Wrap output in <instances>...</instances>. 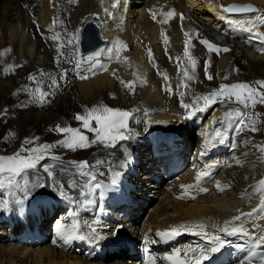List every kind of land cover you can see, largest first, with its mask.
Returning <instances> with one entry per match:
<instances>
[{
    "label": "bare ground",
    "instance_id": "bare-ground-1",
    "mask_svg": "<svg viewBox=\"0 0 264 264\" xmlns=\"http://www.w3.org/2000/svg\"><path fill=\"white\" fill-rule=\"evenodd\" d=\"M130 1L131 0H76L75 3H71L69 2V0H0V78H2L0 82L5 86V89H2L0 93V102L3 101V94H8L10 90L12 91L15 87L17 88V90H21L22 88L30 89V86H35L36 89L39 88L43 92H47L46 90L51 91L52 87L50 81L46 78H42L40 76V72L38 71V68L42 67L44 72L51 73L57 78L60 86L54 91V96L57 95V93L63 91L64 99L61 105H66V107L68 106L67 116H70L71 114H75V112L69 110V96H75L77 94L81 97L82 102L94 101L99 98L102 102V105L107 106L109 105L106 102L108 98H116V95L113 91L115 90L116 85L121 82L120 79L117 78L118 73L122 72L123 76H134V73H131L132 70H134L135 74L139 76L138 86L140 90V97H138V95L136 94L137 90H134V86L133 90H130L128 88V91L130 92L129 94L131 96L133 95L131 92L134 93V95L132 96L133 98L138 100L139 98H142L144 101L143 108L135 109L134 116H136L137 119L141 120V117H143V112L145 110L149 112L150 110H156V112L151 115V117L147 116L148 119H146L144 122V129L139 128L141 122L136 123L134 120L129 121V127L135 131L136 135H143L142 138L144 139V141L140 142L138 146L139 148H142L141 153H143V156H139L137 160V170L134 171L135 165L133 162V158H137L138 155L133 156V152L127 151L128 147H126L125 145L119 146L122 142L125 141H120L116 144V146L118 147V151H114L113 157L107 156L110 160H120V158H124L125 156V159H127V161H125L124 163H128V165L120 170L122 171L121 173L124 172L127 176L130 177L132 175H130V173L134 171L136 176L139 177L136 178V176H132L131 178L126 177L121 180L123 176L120 175V177L118 178L116 190L112 192H106L104 198L100 199L99 203L96 206H92L93 209L97 208L96 217L100 225H97L98 223L96 224V235L99 237V239L93 240L95 242L94 246L88 244L89 241L85 240L84 245L86 247L87 254L92 255V253H95L94 250L97 245L105 249H113L114 247H117L122 249V252L120 254H117V257L120 256V258L112 260L109 264H130L129 261L126 260V256L129 254L128 251H133L135 254V241L158 239L160 237L157 235V233L161 231H168L171 227L179 226L181 224H186L190 227L197 224H203L205 231H207L210 235L220 236V238L224 241V246L220 249L219 252L212 253L209 256V259L205 261L206 264H211V262L212 264H223L224 262H226L225 264H230L231 260L235 259L234 255L236 254V252L233 254V257H229L227 252H225L226 250H231L229 249V246L234 247L235 249H241L242 246H244V249L246 250L250 249L251 245L248 243V237H245L240 233L230 235L228 233L220 231V229L225 225L227 221L232 220L233 217L240 215L241 213H249L252 209L251 207L256 208L258 206L259 208L261 199L262 197H264L263 193L260 199L256 200L258 199V193L262 190L258 188L256 184H252L253 193L251 194V197L246 199H243V197L239 199V196L235 195L237 194L236 192L228 195L225 193V176L226 179L229 180V178L232 179L233 176L236 175V173H230L229 170L224 169V175L222 176L221 170L223 168L222 165H225L226 163L225 157L232 145L231 137L235 132L237 119L236 123L234 124L233 122L232 125V122H229L225 118V111L223 109L222 110L224 112L219 110V113H213L214 116L210 120H208L204 116V112H196V115L192 116L191 118H188V115H185L184 117L182 116L183 118L178 115H174L169 118L161 113L160 110L164 108L165 105L163 104L165 101L161 99V93L158 86L156 85V77H154V75L150 73L149 62H155L156 59L154 60V58L157 56L163 59H161L162 62L160 64L164 67L165 65L168 66V64H171L169 62L170 59L164 56V52L160 50V47H156L154 49L152 57L150 58L149 52H146L149 50H146L144 46L148 43L149 40L155 42L159 37H162L164 35L162 26L167 25L166 33H169L168 41L171 42V47L175 55L178 48L177 42L180 41L179 38L181 37V32L178 29H180L181 23L183 24V20L181 21L180 16L181 14H184V19L190 18L191 13L189 11L190 9L188 8L192 6V1L186 0V4H182V0H171L172 6H169L170 9L168 13H174L173 16H168L167 11H165L164 13L158 12L156 8H152V10H150L151 8H149V5H146V7L144 6L145 8L140 9L139 14H137L139 15V17L135 22L131 21L132 13H129ZM153 1L157 4L161 3L160 0ZM198 1H200L198 2L200 3L199 5H202L200 9L202 8L203 10L204 8H208L209 12L213 15L212 18L208 17L209 15L206 16L203 21L215 23L213 25V28L215 27L216 29L221 27H226V30L231 29V33H233L236 39H244V41H247V39L240 36L242 34V28L249 26L251 23H255L257 26L255 17L262 16V10L264 11V0ZM135 2L138 1L135 0ZM238 2L240 4L250 3L257 8V11L250 15H228L220 8L228 5L229 3ZM114 4L116 5V7H113ZM94 12L97 13L101 18V31L103 37L110 39V45L108 44L106 45L107 47L104 46L103 48H101L106 51L99 57V59L101 60L100 63L107 66L106 70L97 69L94 72H89L87 73L88 78L81 80L79 78H75L76 75L72 73L71 69L73 65H62V67L68 68L69 72L67 79H60L59 69L56 67L54 60V58L56 57V44L51 39H49V37L59 32L63 41L70 39V34H73L77 29H80L83 22L89 19L90 15ZM154 15L156 17L155 20L153 19ZM54 20L56 21L55 25L53 24ZM195 20H197V18H195ZM230 21H237L241 26L237 27L236 25L230 23ZM37 23L39 25V28H37ZM185 26L187 25L185 24ZM169 27L175 28L174 30H172V28L169 29ZM257 27L259 32L264 34V25H260ZM260 30H262L263 32H261ZM198 31L200 34L203 33L201 29L198 28H196L194 32L198 33ZM25 33L28 35L27 38L22 37V35ZM65 33H67V35H65ZM192 33L193 32H191V34ZM247 33L248 31H245L244 34ZM184 34L185 32H183V35ZM206 35L211 37V39L214 40V43H219L220 41H222V39H220V37L211 29L207 30ZM247 35L248 37H250L254 34L248 33ZM203 37L206 38L205 34L203 35ZM197 38L199 39L200 36H198ZM188 40H191L190 42H192V38ZM251 40L252 39L248 41L250 42ZM113 44L116 46V48H119V58L109 60L107 50L111 49V45ZM120 45H123L124 47L121 48ZM200 45L201 47H203L202 44ZM251 45V43L250 45H248L246 52H250V59H255L254 61L256 62H254V64L245 63L241 54H238L239 58H236L238 59L237 63L234 62V64L236 65L233 66V71L243 70L244 72H246L250 70L251 72L255 73L264 69V63H262V61L264 62V53L259 51V47H257L256 45H254V47H252L253 45ZM218 47L222 49L226 46H224L223 44H219ZM115 51L116 49L114 48V54ZM21 53L26 55V59L30 61L28 63L30 65V68H28L29 65L27 67H24L21 64ZM220 53L225 54L227 52L221 51ZM206 55L208 57L214 55L213 57H215L214 53H207ZM39 56H43L41 64L36 63V61L39 60ZM165 57L167 59L164 60ZM226 61L227 60L225 56H221L218 60L214 61L216 62V71L221 72L220 75L223 74L224 70L227 68ZM90 66L92 65H85V68H88ZM21 67V74H17L16 77H13L15 74L14 70H17V68ZM175 71V69L167 71V74L174 77L176 76ZM30 76L36 77L35 82H29L27 80ZM18 77H22L23 79L21 80V82L23 83L22 87L19 86L20 81L18 80ZM123 80L125 86L128 84H132L131 81H134L130 78H125ZM65 83H72L70 89L66 90L65 88H60ZM36 89L32 90V92L37 93ZM17 90H15L14 92H16ZM74 90L76 94L73 93ZM21 94H23L24 97L27 98H25V101L23 100L24 102H22L21 99L22 95L17 96V102L15 101L16 103H13V101L11 103L10 97L8 99H5L9 103H11V105L7 104L8 106L5 104L6 107H9L10 109L14 107L13 111L15 116L17 117H15V121L12 122L15 123L20 131H25L27 130L26 128L33 127V125H36L37 127V125L47 122V120L49 121V119L52 120V117L49 113L51 108L53 107V109L55 110L57 109V106L61 108L60 104L57 103L52 107L49 105V101L54 96H51L50 98L48 96L46 103L40 104L34 102L33 100L32 102H27V100L31 99L27 92L24 91V93ZM35 96L38 97L39 94H35ZM179 102L181 103V100H179ZM22 103L26 105L23 108L20 107ZM230 103L231 102H227V104ZM49 106L51 108H49ZM9 108H7V110ZM122 109L129 111L130 107L126 108L125 106ZM173 109L174 107L168 108V110ZM64 112L65 116L66 111ZM217 116H219L218 119ZM199 119H201L202 121L204 120V124L199 126L201 127L200 130L199 128L196 130L195 123ZM189 124H191L193 127H190ZM219 126H221V128H219ZM211 128L213 130L212 136L210 131ZM79 130L81 132H84L82 134L86 135L89 140L94 139V134L89 137L88 133H85L84 129H81L79 127ZM199 131H201V133L198 135L199 142L197 139H194L196 140V149L193 150L194 157L190 158L192 164L191 168H189L187 171L185 170L186 173L184 175H181L183 173L182 172L180 174V177L178 175V178L174 179L177 176V169L175 167L176 163L178 162V160H180V157H182L181 155H184L185 149L182 150L180 155H178V153L182 147H187V144L184 145L180 143L183 140V136L191 137L194 136L195 133L197 135ZM166 132H171L173 133V136H175V138H171L167 143L165 142L167 140L158 139ZM215 137L217 138L216 140ZM133 138H131L130 140H126V142H132L131 140ZM227 138H230V142L227 141ZM172 140L175 141L172 142ZM191 141L192 143L190 144H193V140ZM46 143L49 144L48 142H44V144ZM167 145L175 146V148L172 149V154H174V156L171 162L165 163L166 167L163 169L164 165L161 164V158L164 157H160L159 154H165L167 152V149L162 148L163 146ZM176 146L178 148H176ZM128 153H130V158L126 156V154ZM139 159H141V161H144V164L143 162L139 163ZM141 163L142 167H140L139 169ZM209 165H211V168L208 167ZM168 166L169 171L166 172L165 178L163 171H165ZM221 166L222 168H219ZM105 170L109 171V169H106V167ZM204 171H208L209 175L202 177L201 181L198 183L196 180V176ZM220 172L221 174L217 176V173ZM135 178L136 181L134 183L133 181ZM97 179L100 183L106 182L105 178H103L104 180H101L100 178ZM128 180H133V186L131 188H134L135 191H129L130 187H127V185L129 184L127 182ZM176 182L178 183L176 184ZM210 182H213V184H209ZM134 184H137L138 186H134ZM217 184L220 188L224 189V191H219L217 188ZM184 186L190 187L185 188ZM210 186H212L214 192H210ZM199 188L207 189V191H200ZM145 191L147 193H154V195H157V197L161 195V200H159V203L153 208L152 214L149 215V217L148 215L145 216L143 224L141 225L140 218L142 219V217L140 213L143 211V209H145V207L148 206L147 203L152 201L147 198V200H144L146 204H141V199L145 197ZM78 194L79 193H74L73 195L76 197ZM129 196H131L130 199H128ZM190 197H194V199ZM32 199L33 200L27 204L16 206L23 210V206H29L25 210H30V212H23L22 210H20V214H16L13 212L14 210H19L16 207L14 209L6 210L5 214L3 215L4 217H0V230L8 227L9 240L10 237L14 236L16 238V240L14 241L18 244L27 242L30 246H37L39 243L42 245L43 241L50 239V235L48 237L47 233H52L54 230H56V228L54 227L52 231H49L51 227L50 218L53 216V213H55L57 209H60L61 213H59V216H56V218H59L61 221L64 219H66L67 221V215L64 213L65 209H68L69 212H72L74 210L69 199H65V201H67L69 204L65 203V201L63 200L62 202L64 203H60V206H58L53 212H51L52 208L49 207L51 205L48 204L47 206L44 198ZM82 199L83 198L80 199V203ZM88 208H91V206H89ZM101 208L103 209V211L99 212ZM111 208L119 209V211L121 212L120 217H122V220L118 222L116 220V217L114 219L109 218L108 222L110 224L105 225L106 220H104L103 218L107 217L106 213H109ZM77 219L78 221H80L81 219V224H83L81 216H77ZM71 223L72 222L68 224ZM1 224H4V226L2 227ZM238 224L239 222H237V225ZM254 224H258L261 227H264V217H259L254 222L246 220L244 223V226L249 230L250 233H252L253 235H257L259 233V229L255 228ZM105 228H108V230ZM130 229H133L132 233L127 232ZM83 230L84 232L87 231L86 228H84ZM122 234H124V236H122ZM55 236L56 232L54 238ZM181 236L182 237L179 240V249L181 250H186L187 247H191L194 249L211 247V244L209 242L206 243L201 240V237H203L202 235L185 233ZM29 237H31L32 239H29ZM124 237H127V239H123ZM245 240L247 241V245L244 244ZM1 241L3 240H1L0 235V242ZM53 241L54 240L51 241V244L53 243ZM33 242L34 245L32 244ZM73 242L83 244L82 240H75ZM10 244L11 245L7 246L0 245V263L2 261H6V264H43V258L45 257L47 258V264L53 263L57 258L64 264H71V262L79 264L80 262V260L75 257H72L71 261L69 260V254H71V252L69 254L67 253L68 255H64L63 251L57 253L53 251V249L46 250L45 247L36 249L35 255L29 257L30 255H27L28 250L26 245L22 247V245L18 246L12 243ZM69 244H72V242ZM197 244L199 245L196 246ZM171 248L178 250V248H175L174 246H172ZM261 248H263L262 245ZM66 249L68 248H65L64 250ZM245 250H243L242 252L243 255L249 252V250ZM67 251H69V249ZM162 252H160V256L162 255ZM152 253L154 256V249ZM164 253H167V251H165ZM91 262L94 263L96 262V260L92 259Z\"/></svg>",
    "mask_w": 264,
    "mask_h": 264
},
{
    "label": "rangeland",
    "instance_id": "rangeland-1",
    "mask_svg": "<svg viewBox=\"0 0 264 264\" xmlns=\"http://www.w3.org/2000/svg\"><path fill=\"white\" fill-rule=\"evenodd\" d=\"M136 1H138V2H135V0H131L129 2V6H130L129 7V13H132V18H131L132 22H135L138 19L139 15H137V14H139L140 9L145 8L146 5H149V8H151L150 10H152V8L153 9L156 8V10L158 12H162V13H164L165 11H167V13H168V11L170 9L169 6H172L171 0H160L161 3H158V4L155 3L153 0H136ZM188 1H192V6L188 8V9H190L189 11L191 13L190 14L191 16H190V18L183 19V24L181 23L180 29H178L181 32V37L179 38L180 41L177 42L178 48L176 50L177 52L175 53V55H174L172 47H171L172 44L170 41H168L169 33H166L167 25L162 26V29L164 31V35L162 37H159L155 42H152L149 40L148 43L144 46L146 50H151L152 53L156 47H160L161 48L160 50L162 52H164V56H166L170 59L169 62L171 64H168V66L165 65L164 67L160 64L162 62L161 61L162 58H159L157 56L154 58V60L156 59L155 62H149L150 73L152 75H154V77H156V82H157L156 85L158 86L159 91L161 93V99H163L165 101L163 104L165 106L160 111L163 115H165L169 118L174 116V115H176V116L178 115L180 117H182V116L184 117L185 115H187V112L185 111V109H183L181 107V103L179 102V100H181V97L179 94L180 92L184 93V96H183L184 102H186L188 104H192L196 96L207 95L212 90L218 89L221 85H231V84H236V83H248V84L252 85L253 87H257V81H264V69L260 70L258 72H255V73L251 72L250 70L244 72L243 70L233 71V69H232L233 66L236 65V64H234V62L237 63V61H238V59H236V58H239L238 54H241L245 63L254 64V62H256V61H254L255 59H250L251 53L246 52V49L248 48V45H250V43L253 45V46L251 45L252 47H254V45H256L257 47H259V49L264 47V45H262L255 37H253L256 35V33L254 31L251 33L248 32L249 34H254V35L248 37V35H247L248 33L244 34L246 31L245 29L248 26L243 27L242 32H241L242 34L240 36L242 38L247 39V41L246 40L244 41V39H236V37L233 35V33H231V29L226 30V27H221L218 29H216L214 27L215 28L214 29L213 25L215 23L203 21L204 18L208 15H209L208 17H210V18L213 17V15L209 12V9L208 8L207 9L204 8L203 10H202V8L200 9V7L202 5L201 6L199 5L200 3H198V2H200V1H198V0L197 1L188 0ZM130 3H131V5H130ZM184 3L186 4V0H185V2H184V0H182V4H184ZM60 9H61V7H60ZM248 15H250V14H248ZM261 15L264 16L263 10H262ZM183 16H184V14H183ZM194 17L197 18V20H195ZM188 21H189V23H188ZM176 24H175V26H176ZM185 24L187 26H185ZM202 25H204V26H202ZM257 26H260L258 21H257ZM171 28H172V30H174L175 27L174 28L169 27V29H171ZM196 28L201 29V31L205 34L206 38L203 37V35H204L203 33L200 34L199 31H198V33L194 32L196 30ZM208 29H211L215 34H217L220 37V39H222V41H220L219 43L218 42L214 43V40H212L211 37L206 35V32ZM260 31L263 32L262 30H260ZM183 32L188 33V35L187 36L185 34L183 35ZM191 32H193V33L191 34ZM70 35L72 36V33ZM27 36L28 35L26 33L22 35V37H24V38H27ZM198 36H200L199 39L197 38ZM190 38H192V42H190L191 40H188ZM249 38L252 39L250 42L248 41V40H250ZM205 39H207L209 42L215 44L216 46H218L219 44H221V45L223 44L224 46L229 48L230 51H228L225 54L224 53L217 54L215 52H209L207 50L206 46L202 44L203 47H201V45H200L201 43L199 42V41L205 40ZM107 40H108V43H107V45H108L110 42V39H107ZM186 43H190V45H191V47L189 48L190 56L196 60L197 64H196V71H195V79L193 81H187V87H181V81L183 80L182 71L185 68H187V70H189V72L191 74V66H190L189 58L184 56V47H185ZM25 44H26V40H25ZM113 45H111L112 47L111 46L110 47H111V49L114 50ZM105 47H107V46H105ZM201 50H202V52H201ZM22 51H23V49H22ZM146 52L148 53L149 51H146ZM207 53H209V54L214 53L215 57H213L214 55H211V57H208L206 55ZM172 55H173V57H172ZM221 56L226 57L227 68L224 70L223 74L220 75L221 72L216 71V67H215L216 62H214V61L218 60ZM166 57L164 58V60L167 59ZM256 58H259V57H256ZM20 59H21L20 62L24 67H27L29 65L28 63L30 61L26 59V55H24L23 53H21ZM42 60H43V56H39V60L36 61V63L41 64ZM54 60H55V58H54ZM208 60H210L211 62ZM100 62H101V60L99 59V63ZM262 63H264V62L262 61ZM94 64H95V62L93 63V65ZM206 64H209L208 74L213 76V79L211 81H209L205 78V65ZM22 67L17 68V70H14L15 74L13 77H16L17 74H21ZM229 67H231V68H229ZM28 68H30V65L28 66ZM40 68H42V67L38 68L39 72H41V70H43V68L42 69H40ZM173 68L176 70L175 71L176 76H174V77L167 74V71L174 70ZM121 69H123V68H121ZM131 73H134V76H132V75L131 76H126V75L123 76L122 72H119L117 75V78L120 79V81H122L125 78L126 79L127 78L133 79L134 81H131V83L134 86V90H137L136 94L138 95V97H140V92H139L140 90H139V86H138V82H139L138 77L139 76H137V74H135L134 70H132ZM22 77H18L19 78L18 80L20 81V83H19L20 87L23 86V83L21 82V80H23ZM134 77H136V78H134ZM224 77H227V79H224ZM75 78H77V77H75ZM1 80H2V78H0V81ZM27 80L29 82H35V80H33V81L30 79H27ZM123 82H124V80H123ZM71 84L72 83H65L60 88H65L66 90L70 89ZM165 84H168L171 86V93H169L168 91L165 90ZM33 88L36 89L35 86H30L31 91L34 90ZM2 89H5V86H4V84H1V82H0V93H1ZM15 90H17L16 87L12 91L10 90V92L8 94H3V101L0 102V155H11V154H13L14 151L19 149V147L21 146V144L23 143V141L26 138H29V139L38 138L35 140L34 144L30 145L29 147H35L38 145H43L44 142H48L49 144L57 145V147H55L52 150V155H54L56 157H60L59 163H62L64 165H67L69 161H77V162L88 161L89 164H95L97 160L106 161V163L101 164L97 169L98 172H104L105 174L102 176L98 175L97 178H100L101 180H104L103 178H105L106 182H103L102 184H110L109 181L111 182L112 175H111L110 171L105 170V167H106V169H109L110 164L118 165L120 163H124L125 161H127V159H125V156H124V158H120V160L119 159H117V160L108 159L107 156L113 157L114 151L115 150L118 151L117 146L112 147V148H106L101 144H92V147L89 146L88 148L83 149V150L77 149L75 151H72V150H69L66 148H62L58 145V142L60 140L61 141L64 140L68 134H66V133L57 134L58 132H56L54 130L56 128V126L71 127L74 129H79V127H80L81 129H83V127L81 126L82 123L75 119L76 114L83 115L86 108L91 109L93 107L101 105L102 102L99 98H97L94 101L82 102L81 97L79 95H77L75 90H74L73 93H75L76 95L75 96H73V95L69 96L68 99L70 101V109L69 110L75 112V114H71L70 116H67L68 115V113H67L68 112V109H67L68 106L66 107V105L65 106L61 105V103L64 99L63 91H61L62 93L61 92L57 93V95H55V96L51 95L54 97L51 98V100H50L52 103L49 101V105L52 107V106H54V104L57 103V104H60V106H61V108L57 106L56 110L53 109V107L51 108L49 106V108H51V110L49 109L50 110L49 113L52 117V120L49 119V121L47 120V122L40 123L39 125H37V127H36V125H33V127L26 128L27 130H25V131H20L19 128L15 125V123H13L15 121V117H17V116H15L14 111H13L14 107L11 109L9 107H6L7 104L11 105L12 101H13V103H16L18 95H20V96L22 95L21 96L22 102H24L27 99L26 97H24L23 94H21V93H24V91L17 90L16 92H14ZM52 90L53 89H51V91ZM46 91L49 92L50 90L49 91L46 90ZM113 92L115 93L116 98H114V99L108 98V100H106V102L110 105V106L107 105L108 107L113 108V109L123 110L122 108L126 106V108L130 107L129 111H132L133 113H134L135 109L143 108V104H144L143 99L139 98V100H138V99L133 98L132 96L134 95V93L131 92L133 94L131 96L129 94L130 92L128 91V87H126L124 85V83L120 82L119 84H117L116 88ZM2 93H4V92H2ZM34 94L37 95L39 93L37 92ZM51 96H49V98ZM9 97L11 99V103H9L7 100H5V99H8ZM30 98L31 99L27 100V102H30V101L32 102L33 99H32V97H30ZM51 104H53V105H51ZM201 104H202V101H201ZM232 105H234V106H232ZM169 107H174V109L168 110ZM7 108H9V109H8L7 113L5 114L4 110ZM227 109H229L233 113H235L237 110H239L241 112H245L246 116H250V117H252L253 120H256V127L258 130L256 132H253L251 130V127H248L244 131H238V129L241 127V124L237 120V125L235 126V132L233 133V135L231 137V144L232 145H231V148L229 149L228 154L225 157L226 163H225V165H222L223 168H222V166L219 167V168H222V170L219 169L222 172V176L224 175V169L229 170L230 173H236V175L233 176L232 179L229 178V180H227L226 176H225V184H224L225 193L228 195V194H233L234 192H236L237 194H235V195H238L239 199L242 197H243V199H246V198L251 197V194L253 193L252 184H254V185L256 184L258 186V188L262 189L257 195L258 199H256V200H259L260 197L264 193V186H260V184H259V182L261 180H264V152L259 151L258 149L254 148L253 146L254 145H264V105L257 104V106L254 109H252V108L244 109L240 104H238L234 100L231 101L230 104L226 103V105L217 102V103L213 104L212 106H210L206 111H204V116L208 120H210L214 116V114L219 113V110L226 114L227 112H229V110H227ZM64 111H66L65 116H64V113H65ZM247 111H248V113H247ZM155 112H156V110H150L148 117H151V115H153ZM197 112H199V111H197ZM222 112H220V113H222ZM148 117L147 118L144 116L141 117V120H140L141 124L139 125V128L144 129V122L146 119H148ZM218 118H219V116H217V119ZM233 120L234 121H232V125H233V122H234V124L236 123L235 116L233 117ZM153 121H155V120H153ZM201 121H202L201 119L196 121L195 126H196V124L197 125L199 124L198 127L195 128L196 130L198 128L200 130L201 127H199V126L204 124V120L202 121V123H201ZM10 123L11 124L13 123L14 125L13 124L11 125ZM90 123H91L92 127H96L95 121H91ZM247 123L250 124L251 121H247ZM23 126H24V124H23ZM189 126L193 127L191 124H189ZM219 128H221V126H219ZM161 131H163V130H161ZM210 131H211V136H212V131H213L212 128ZM82 133H84V132H82ZM85 133H88L89 137L93 134V133L88 132L87 130H85ZM200 133H201V131H199V133L197 135L195 133L194 136H191V137H188V136L184 137L183 136V140L180 143L184 144V145H186L188 143L190 144V143H192L191 140H193V143L194 142L196 143V140H194V139H197L199 142L198 135ZM227 135H228V133H227ZM229 136H230V134H229ZM142 137H143V135L137 134L134 136V138L136 140L133 138L131 140L132 142H130V141L126 142L125 141L119 145V146L125 145L126 147H128L127 151L133 152V154H134L133 156L138 155L137 158H133V162L135 165L134 171L137 170L136 169V163H137L139 156H143V153H141L142 148L138 147L140 142L144 141V139ZM171 138H175V136H173V133L166 132V133H164V135H161L158 139L159 140H161V139L167 140V141H165L167 143ZM216 139L217 138L215 137V140ZM229 139L227 141H229ZM174 141L175 140H172V142H174ZM188 141H190V142H188ZM129 155H130V153L126 154L127 157H129ZM138 162L139 163L143 162V164H144V161H141V159H139ZM41 163L42 164H55L56 162L52 161L50 158H46ZM125 164L128 165V163H125ZM140 167H142V163L140 164L139 169H140ZM117 169H119V170H117ZM121 169L122 168H115L116 171H120ZM54 171H55V174L59 176V168L58 167L54 168ZM134 171H132L130 173V175L132 174L130 177L127 176L124 172L121 173L122 171H120L121 175L123 176V178L121 180H123L126 177L131 178L132 176H136ZM186 171H184L181 175H184L186 173ZM221 172L217 173V176H219L221 174ZM39 175H40L41 179L43 180V182L48 186L43 188V189H36V191L34 190L33 195L29 199H27L24 202V204H27L30 201H32L33 200L32 198H44L45 199L44 201L47 204V206H48V204L51 205L49 207L52 208L51 212H53L56 210V208L58 206H60V203H64L62 201L63 200L65 201V199L58 197L59 194L57 192L53 191V189L50 186L51 180L47 177V174L45 172H43V170L40 171ZM30 176H31V174H30ZM138 177L139 176H136V178H138ZM179 177H180V175H179ZM70 178L71 177H69L67 175L60 177L61 182L65 183L66 192H68L70 197H73L76 199L75 205H73L72 200L69 199L72 203L73 210L78 211V213H79L78 217L81 216L83 221L87 220L91 223L93 221V219L97 220V217H96L97 216V208L93 209L92 206H96L100 201L99 191H97L96 195L91 197V199L94 201L93 204L90 205L91 208H88L89 206L86 208H84V207L81 208L80 207V199L82 197H80L79 194L76 197L73 195L74 193H79V190H71V189H68V187H67V182ZM136 178L134 179V181L132 180L134 183L136 181ZM177 178H178V176L175 179H177ZM17 179H18V181L22 182V178H17ZM132 181L128 180L129 184L127 185V187H130V189H129L130 192L135 191L134 188L133 189L131 188L133 186ZM177 183L178 182H176V184ZM209 184H213V182H210ZM135 185L138 186L137 184H134V186ZM209 189H210V192L211 191L214 192L212 189V186H210ZM247 191H248V193H247ZM41 192L44 193L43 196H47V197L40 196L39 194ZM18 195H22V194L18 193ZM38 196H40V197H38ZM130 197L131 196H129L128 199H130ZM4 198H6V197H4L3 193H0V200H2ZM147 198L150 201L151 200L152 201L147 203V205H148V206L146 205L147 207L144 206L145 209H143L142 214H141L142 219L140 218L141 225L143 224L145 216L148 215V217H149V215L152 214L153 208L159 203V200H161V195L157 197V195H154V193H147L146 192L145 197H143L141 199V202H142L141 204H143V205L146 204L144 202V200H147ZM8 199L11 200L10 197H8ZM66 200H68V199H66ZM65 203H68V202L65 201ZM16 206H19V205L15 204V203H10L8 208L0 209V217H2L5 214L6 210L14 209ZM28 207L29 206H23L24 210L20 209L19 207H16L19 210L18 211L14 210L13 212L16 214H20V212H19L20 210H22L23 212H30V210H25ZM251 208L252 209L250 210L249 213H251L253 211V209H258V206L256 208H253V207H251ZM99 212H100V210H99ZM59 213H61L60 209H57L55 211V213H53V216L50 218L51 219V227H50L49 231H52V229L55 227L57 222L64 223L67 225H71V224H68V223L72 222V217L69 216V214H68V213H70L69 210L68 209L64 210V213L67 215V221H66V219L61 221L59 218H56V216H59ZM120 213L121 212L119 211V209L111 208L110 212L106 213L107 217L103 218L104 220H106L105 225L110 224L108 222L109 218L114 219L116 217V220L118 222L120 220H122V217H120L121 216ZM51 215H52V213H51ZM80 222H81V219H80ZM97 225H100V223H98ZM1 226L3 227L4 224L3 225L1 224ZM95 227H96V225H95ZM105 229L108 230V228H105ZM86 230H85L86 232L90 231L87 228H86ZM0 232H1L0 233L1 240H3L0 242V245L7 246V245H11L10 243H12L14 245H18V246L22 245V247H24L26 245L27 250H28L27 255L28 256L30 255L29 257L35 255L36 249H40V248L45 247L46 250L53 249V251H55L57 253H59L60 251L61 252L63 251L64 255H68L71 252V254H69L70 259L69 258L68 259L71 261V258L75 257L78 260H80L79 264H109L112 260L120 258V256L117 257V254H120L122 252L121 248L114 247L113 249H110V248L105 249V248H102V247L97 245L95 250H94L95 253H92V255H88L87 251H86V247L84 245L85 240H83V244H79L78 242H72V244L63 245L64 243L59 239L57 234L55 236L56 239L54 238L56 230H54L52 233H47L48 237L50 235V239L43 241L42 245L39 243L37 246H32V245L30 246L29 243H27V242L26 243L23 242V244H18L14 241V240H16V238L14 236L10 237V240H9L8 239L9 238L8 227H5V229H1ZM127 232L132 233L133 229H130ZM122 236H124V234H122ZM203 238L204 237H201V240H203L206 243L209 242L208 240H206L205 238L203 239ZM29 239H32V238L29 237ZM123 239L126 240L127 237H124ZM52 240H54V241L51 244ZM47 241H49V242H47ZM32 244L34 245V242ZM88 244H91L94 246L95 242L91 241V242H88ZM244 244L247 245L246 240H245ZM198 245L199 244H197L196 246H198ZM262 246H263V248H261V246H260V248L258 249V255L255 258L253 264H258V261L260 259V254H264V245H262ZM229 247H230L229 249H231V250L225 251V252H227L229 257H233V254L236 252V254L234 255L235 259L231 260L230 264H246V257L248 256L249 252H247L245 255H239L240 252L242 253L243 250H245L244 246H242L241 249H239V248L235 249L234 247H231V246H229ZM65 248H68L69 251H67L68 249L64 250ZM247 250H250V249H246L245 251H247ZM46 259H47L46 257L43 258V262H44L43 264H47ZM92 259L96 260V262L92 263L91 262ZM0 264H6V261H2ZM51 264H64V263L61 260L59 261L57 258L56 261H54ZM71 264H78V263L71 262Z\"/></svg>",
    "mask_w": 264,
    "mask_h": 264
},
{
    "label": "snow or ice",
    "instance_id": "snow-or-ice-1",
    "mask_svg": "<svg viewBox=\"0 0 264 264\" xmlns=\"http://www.w3.org/2000/svg\"><path fill=\"white\" fill-rule=\"evenodd\" d=\"M71 3H75L76 0H69ZM113 7H116L114 4ZM223 12L233 13V12H246L254 11L251 6L248 7H237L231 6L222 9ZM168 16H173L174 13L169 12ZM155 20V15L153 16ZM181 21L184 19L183 14L180 16ZM255 20L259 22L260 25H264V16H256ZM36 23V22H34ZM230 23L240 27V23L237 21H230ZM53 24H56V21H53ZM37 28L39 25L37 23ZM248 32L255 31V38L264 45V34L260 33L257 29L255 23H251L246 29ZM67 35V33H65ZM187 36L188 33H185ZM55 44V64L59 69L60 79H67L69 69L62 67V65H73L71 71L76 75L77 78L84 80L87 79V73L94 72L97 69L106 70V65L99 63V57L105 53L106 50L100 49L94 53L84 57L81 56L79 50V40L80 32L79 29L76 30L71 36L70 39L63 41L61 34L57 32L55 35L49 37ZM201 44L205 45L209 52H215L219 54L221 51L228 52L229 48L223 47L222 49L215 44L209 42L208 40L199 41ZM115 54L113 49H108V59H118L119 58V48H116ZM120 47H124L120 45ZM191 47L190 43H186L184 47V56L189 58L191 66V74L187 68L182 71L183 80L181 81V87H187V81H193L195 79L196 71V60L190 56L189 48ZM264 53V47L259 49ZM149 57H152V52L149 50ZM93 62L95 64L93 65ZM85 65H93L88 68H85ZM209 64L205 65V78L209 81L213 79V76L208 74ZM42 78H46L50 81L53 91L43 92L39 88L36 89V92L39 93V96L26 88H22L21 91H25L32 97L34 102L44 104L47 101V97L54 95V91L58 88L59 82L55 76L51 73H46L43 70L40 72ZM30 80H36L35 76H30ZM166 79V78H165ZM227 79V77H224ZM121 83H124L121 81ZM130 90H133V85H126ZM165 90L171 93V86L165 84ZM181 97V107L187 112L188 118L196 115V112H204L213 104L219 102L225 104L227 102L235 101L238 104L242 105L244 109H254L257 104L264 105V81H257V87H253L248 83H236L231 85H221L218 89L212 90L207 95L196 96L192 104L184 103L183 96L184 93L180 92ZM202 101V104H201ZM23 103L20 107H25ZM7 109L4 110L5 114ZM138 111V110H137ZM149 112L145 110L143 116L147 117ZM240 122L241 127L238 131H244L246 128L251 127L253 132H256L258 129L256 127V120H253L252 117L246 116L245 112L237 110L235 113L229 111L225 114V118L229 121H233V117ZM75 119L82 123L83 129L87 130L90 133L94 134V139L89 140V138L82 134L79 129H74L71 127H60L56 126L54 129L58 133H66L67 137L58 142V145L62 148H66L72 151L77 149L83 150L91 146L92 144H101L106 148L115 147L116 144L120 141H126L133 138L136 133L133 129L129 127V121L134 120L136 123L141 121L134 116L132 111H126L121 109H113L105 105H98L91 109H85L84 114H77ZM91 121H95L96 127L91 126ZM251 121V123H247ZM219 135V133H218ZM38 138H26L18 150L14 151L11 155H0V193H3L4 199L0 200V209L8 208L10 203H15L17 205H23L24 202L33 195V191L36 189H43L47 187L43 180L41 179L39 173L41 170L47 174V177L51 180V188L54 192H57L61 198L71 199L73 205L76 204V199L70 197L68 192L65 190V183L61 182V176L71 177L67 182L68 189L79 190L81 200L80 207L86 208L93 204L92 196L97 194L99 190V197L103 199L106 192H112L116 190L118 183V178L120 177V171L114 170L115 168H123L126 166L125 163L110 164L109 171L111 172L112 179L110 184H102L97 179L98 175H104V172H98L97 169L101 164L106 163V161L97 160L95 164H89L88 161H69L67 165H64L60 162V157L52 155V150L57 147L53 144H43L35 147H29L33 145L35 140ZM222 142V141H221ZM207 146V145H206ZM254 148L258 149L261 152H264V145H254ZM203 154V153H202ZM46 158H50L52 161L56 162L55 164H42ZM59 168V176L55 174L54 168ZM211 168V165L208 166ZM31 174V176H30ZM209 172L204 171L199 173L196 176V180L199 183L201 178L208 176ZM34 177V178H33ZM17 178H22V182L18 181ZM260 186H264V180L259 182ZM189 188L190 186H184ZM219 191H224L217 184ZM200 191H207V189L199 188ZM21 193L22 195H18ZM41 196L44 195L43 192L40 193ZM8 197L11 198L8 199ZM193 198L194 197H190ZM103 209H100L102 212ZM78 211H72L69 213V216L72 217L71 225L57 222L55 225L56 234L59 239L65 244H69L75 240H88L89 242L99 239L96 235L97 228L95 225L98 223V220L93 219L90 223L89 221H83V225L78 221ZM259 217H264V197H262L260 202V207L258 209H253L251 213H241L232 218V220L227 221L225 225L220 229L224 233L234 235L237 233L242 234L245 237H248V243L251 245L249 254L246 257V264H253L255 258L258 255V249L261 245H264V227H261L258 224H254L255 228L259 229L257 235H253L249 230L244 226L246 220L255 221ZM237 222L239 224L237 225ZM84 228L89 229V232H84ZM185 233H191L194 235H202L206 240L209 241L211 247L208 248H188L183 250L184 259H181V250H176L174 254H171L164 259L168 264H202L203 261L209 259V256L212 253H217L224 246V241L218 235H210L204 229L203 224H197L193 226H188L186 224H181L179 226L171 227L168 231H161L157 233L159 237L164 240H171L175 237H178ZM149 264H157L155 259L149 261ZM258 264H264V254H260V259Z\"/></svg>",
    "mask_w": 264,
    "mask_h": 264
},
{
    "label": "water",
    "instance_id": "water-1",
    "mask_svg": "<svg viewBox=\"0 0 264 264\" xmlns=\"http://www.w3.org/2000/svg\"><path fill=\"white\" fill-rule=\"evenodd\" d=\"M237 6V7H248L251 6L254 11L246 12H233L226 13L228 15H238V14H250L257 11V8L250 3H229L224 7H220L221 10L226 7ZM101 19L97 13H92L86 21L83 22L80 29V40H79V50L81 56H86L87 54L94 53L101 47L107 44V39H105L101 33Z\"/></svg>",
    "mask_w": 264,
    "mask_h": 264
}]
</instances>
